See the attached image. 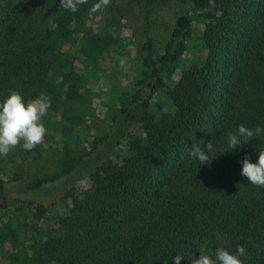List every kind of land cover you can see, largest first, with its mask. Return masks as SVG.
I'll return each instance as SVG.
<instances>
[{
	"label": "trees",
	"instance_id": "obj_1",
	"mask_svg": "<svg viewBox=\"0 0 264 264\" xmlns=\"http://www.w3.org/2000/svg\"><path fill=\"white\" fill-rule=\"evenodd\" d=\"M95 2L71 12L60 0H0V101L9 89L25 102L46 94L48 111L59 113L64 127L80 118L109 45L105 32L93 34L87 26ZM142 11L141 68L131 88L117 94V134L105 149L122 144L123 150L103 159L101 153L71 178L87 176L90 186L66 190L71 206L53 234L37 239L34 233L47 210L42 203L32 209L24 237L4 215L0 258L11 264H174L179 254L180 264H192L201 248L214 258L219 246L235 253L242 245L243 264H264V187L241 175V160L257 161L264 134L228 148V134L240 124L264 127V0H144ZM50 20L58 24L55 31L47 28ZM194 21L203 24L205 54L174 80ZM161 95L169 102L157 101L154 112L153 98ZM209 141L214 158L199 164L189 151ZM56 178H34L27 188ZM11 192L0 182L7 194L0 207L15 198Z\"/></svg>",
	"mask_w": 264,
	"mask_h": 264
},
{
	"label": "rangeland",
	"instance_id": "obj_2",
	"mask_svg": "<svg viewBox=\"0 0 264 264\" xmlns=\"http://www.w3.org/2000/svg\"><path fill=\"white\" fill-rule=\"evenodd\" d=\"M143 4L144 0H111L110 5L102 12L93 14L87 24L91 31V25L98 24L100 32L108 35L109 45L103 54L101 69L91 76L86 100L81 105L83 112L80 118L64 127L59 113L52 114L48 111L43 117L47 132L41 144L28 151L22 147L21 141L20 146L13 148L7 156H0V182H6L15 197L9 201L7 208L0 207V221L4 220V215H8L9 220L14 221V227L21 237H24L26 232L29 233L32 226L31 211L35 209L36 203L47 207L45 217L35 224L34 233L37 239L53 234L58 228L61 216L71 206V199L65 195L66 190H83L90 186L87 176L73 181L71 178L74 179V175L82 169L94 166L101 153L103 159L109 157L115 149L123 150L122 144H119L116 148L111 147L109 153L105 151L112 137L117 134V122L113 120L117 94L122 88H131L141 68L137 30L144 24ZM193 18L196 20L194 16ZM202 30L203 24L194 21L192 35L187 40L186 51L181 57L174 80L178 79L180 70L203 58L205 49L201 42ZM157 40L158 49H161L163 40ZM67 47L70 52L76 54L75 47ZM75 66L82 69L78 59L75 60ZM157 101L164 105L169 102L167 96L161 95L159 99L154 97V112H157ZM99 137L103 140L98 141L95 149L88 154L92 144ZM72 169L74 170L71 171ZM55 176L57 178L54 183H47L41 189L27 188L34 178ZM15 177L19 180L13 179ZM55 185L52 192L45 190ZM6 196L7 194L0 193V204ZM22 197L24 200L18 201ZM21 257L22 255H19V258ZM7 258L1 257L0 264H11Z\"/></svg>",
	"mask_w": 264,
	"mask_h": 264
},
{
	"label": "clouds",
	"instance_id": "obj_3",
	"mask_svg": "<svg viewBox=\"0 0 264 264\" xmlns=\"http://www.w3.org/2000/svg\"><path fill=\"white\" fill-rule=\"evenodd\" d=\"M87 3L88 0H60V7L76 12L80 5ZM110 3L111 0H97L91 5L89 14L102 12ZM47 28L50 31H55L58 24L54 20H50ZM91 28L93 34H99L100 26L98 24H92ZM50 107L51 101L46 94H41L38 98L25 102L20 92L9 89L7 97L0 101V156H7L13 148L20 146L21 141H23L22 147L28 151L41 144L47 132L43 124V117L47 115ZM261 134H264V127L258 125L253 130L240 124L236 132L228 134V148L236 149L242 142H247ZM212 151L213 144L210 141L204 145V148L195 143L189 151V155L196 158L199 164L210 165L214 158H210L209 155ZM241 164V175L252 185L264 187V147H259L258 159L255 163L246 155L241 160ZM245 255L246 250L242 245L237 246L235 253L226 247L219 246L215 249L214 258L213 255L207 254L201 248L199 258L193 259L192 264H243L239 257ZM182 258L183 256L177 254L174 257V264H180Z\"/></svg>",
	"mask_w": 264,
	"mask_h": 264
}]
</instances>
